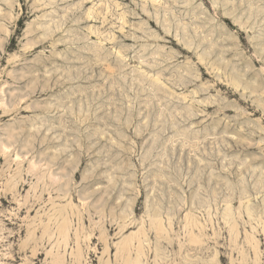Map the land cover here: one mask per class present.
Segmentation results:
<instances>
[{
  "label": "rangeland",
  "instance_id": "1",
  "mask_svg": "<svg viewBox=\"0 0 264 264\" xmlns=\"http://www.w3.org/2000/svg\"><path fill=\"white\" fill-rule=\"evenodd\" d=\"M7 2L0 264H264V0Z\"/></svg>",
  "mask_w": 264,
  "mask_h": 264
},
{
  "label": "bare ground",
  "instance_id": "2",
  "mask_svg": "<svg viewBox=\"0 0 264 264\" xmlns=\"http://www.w3.org/2000/svg\"><path fill=\"white\" fill-rule=\"evenodd\" d=\"M11 1H12V0H11ZM5 2H7V0L4 1V2H3V0H2V3H5ZM7 3H9V0H8ZM7 5H9V4H7ZM9 6H11V5H9ZM7 7H8V6H7ZM64 226H66V225H64ZM262 226H263V225H262ZM262 228H263V227H262ZM64 230H65V229H64ZM262 232L264 233V229H263ZM64 233H65V232H64ZM262 235H263V237H264V234H262ZM137 236H138V235H137ZM131 237H132V236H131ZM131 237H130V238H131ZM138 237H139V236H138ZM246 237H248V236L246 235ZM130 238H129V239H130ZM133 238H135V237H133ZM135 239H136V238H135ZM137 239H138V238H137ZM137 239H136V240H137ZM246 239L248 240V238H246ZM249 239H250V238H249ZM251 239H254V238L251 237ZM251 239H250V240H251ZM256 239H257V238H256ZM250 240H249V241H250ZM130 241H131V239H130ZM137 241H138V240H137ZM254 241H255V240H254ZM124 242H126V241H124ZM132 242H133V241H132ZM256 242H257V241H256ZM256 242H255V243H256ZM263 242H264V241H263ZM246 243H247V241H246ZM252 243H253V242H252ZM126 244H127V242H126ZM129 244H130V243H129ZM129 244H128V245H129ZM249 244H250V243L248 242V245H249ZM256 244H259V245H260V243H258V242H257ZM256 244H254V245H256ZM248 245H247V248H248ZM251 245H252V244H251ZM262 245H263V244H262ZM129 246L131 247V245H129ZM252 246H253V245H252ZM260 246H261V245H260ZM126 247H127V246H126ZM138 247H139V245H138ZM138 247H137V248H138ZM256 247H258V245H256ZM127 248H128V247H127ZM247 248H246V249H247ZM253 248L255 249V246H254ZM124 249H126V248L124 247ZM141 249H142V248H141ZM249 249H250V250L252 249V248H250V245H249ZM121 250H123V249H121ZM253 251H254V250H252V252H253ZM255 251H257V250L255 249ZM258 251H259V250H258ZM137 252L140 253L139 250H137ZM258 253H259V252H258ZM252 254L254 255V253H252ZM255 255H256V254H255ZM257 256H258V255H257ZM137 257H138V256H137ZM255 257H256V256H255ZM259 257H260V255H259ZM257 258H258V257H257ZM257 260H258V259H257ZM255 261H256V260H254V262H255ZM255 264H256V262H255ZM257 264H258V263H257Z\"/></svg>",
  "mask_w": 264,
  "mask_h": 264
}]
</instances>
